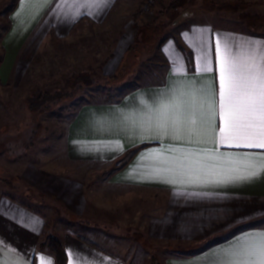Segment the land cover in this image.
Masks as SVG:
<instances>
[{"label": "crops", "instance_id": "0c3cea01", "mask_svg": "<svg viewBox=\"0 0 264 264\" xmlns=\"http://www.w3.org/2000/svg\"><path fill=\"white\" fill-rule=\"evenodd\" d=\"M150 1L17 0L2 41L0 80H21L51 40L62 41L80 26L112 24L117 18L128 26L121 37L126 49L122 55L127 54L138 29L134 22L145 18L140 9ZM225 24L222 17L182 14L159 45L167 64L160 83L127 90L112 101L82 105L64 139L67 167L76 169L72 175L66 178L56 170L45 171L40 181L36 175L25 176L42 202H23L0 188V264H57L41 249L51 239L61 242L67 264L138 262L134 253L116 250L112 237L117 238L119 229L140 233L148 260L164 248V264H214L246 237L264 233V172L250 180H228L264 164L258 158L264 149L229 146L235 142L221 141L219 135L224 126L220 57L240 63L255 58L259 63L264 30ZM205 64L208 70L202 71ZM181 92L180 133L157 137L154 131H142L143 122ZM81 168L90 169L88 177H82ZM48 208H58L66 222L86 235L50 228ZM118 210L120 222L126 221L121 225L110 219ZM100 223L111 225L103 228ZM100 232L105 233L104 245ZM176 248L185 251H172Z\"/></svg>", "mask_w": 264, "mask_h": 264}, {"label": "rangeland", "instance_id": "374dc122", "mask_svg": "<svg viewBox=\"0 0 264 264\" xmlns=\"http://www.w3.org/2000/svg\"><path fill=\"white\" fill-rule=\"evenodd\" d=\"M15 2L0 0V62L5 59L2 41ZM151 2L149 7L140 9V13L146 16L134 22L138 29L127 54L122 55L126 49L122 50L121 37L124 27L128 26L117 18L112 24L80 26L65 40H51L42 46V51L33 60L32 70L21 80L8 84L0 80L2 190L23 202L34 201L37 204L43 199L38 189L26 182L25 176L36 175L35 179L40 181L42 176L46 177L45 171L61 170L62 176L70 177L76 169L67 167L64 139L78 109L85 103L112 101L127 90L160 83L167 64L159 45L166 42L169 33H172L170 28L182 14L203 13L222 17L226 26L264 30V0H172L171 11L168 0ZM175 5L181 8L176 9ZM150 15L154 19L149 20ZM80 171L82 177H88L90 169L81 168ZM89 186L102 187L98 184ZM58 210L46 209L50 228L86 235L83 228L66 222L64 214ZM118 211H114L110 219L121 225L123 221L120 222L122 219ZM136 219L134 217L128 223L132 226L136 224ZM108 225L111 224L100 223L98 226L104 228ZM104 234H98L101 245H104ZM115 234L117 238L112 239L116 250H122L121 255L125 251H129V256L134 253L139 260L132 264H164L167 249L159 248V253H153L157 256L148 260L142 252L139 232L119 229ZM175 250L185 251L184 248L172 249Z\"/></svg>", "mask_w": 264, "mask_h": 264}, {"label": "snow or ice", "instance_id": "6c2138e0", "mask_svg": "<svg viewBox=\"0 0 264 264\" xmlns=\"http://www.w3.org/2000/svg\"><path fill=\"white\" fill-rule=\"evenodd\" d=\"M207 70L205 64L202 71ZM219 83V109L224 125L219 133L221 141L235 142L229 146L264 149V48L259 63L255 58L240 63L221 55ZM183 95L181 92L162 103L156 116L143 122L142 131H154L157 137L179 134L184 123V102L180 99ZM191 123L196 124L195 116ZM258 158L264 160V153ZM262 172L264 164L228 180H250ZM214 264H264V233L246 237Z\"/></svg>", "mask_w": 264, "mask_h": 264}, {"label": "trees", "instance_id": "16d2710c", "mask_svg": "<svg viewBox=\"0 0 264 264\" xmlns=\"http://www.w3.org/2000/svg\"><path fill=\"white\" fill-rule=\"evenodd\" d=\"M16 2H17V0H16ZM175 8L176 9L181 8V6L175 5ZM171 10H172V6L170 7L169 11H171ZM41 249L42 250H48L55 257L57 264H67V262H68L67 255H66L65 250H64V248H63V246L59 240L51 239L48 244H42Z\"/></svg>", "mask_w": 264, "mask_h": 264}]
</instances>
